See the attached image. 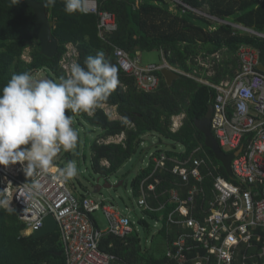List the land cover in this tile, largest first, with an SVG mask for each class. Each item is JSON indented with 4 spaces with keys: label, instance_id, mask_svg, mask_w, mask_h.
Wrapping results in <instances>:
<instances>
[{
    "label": "trees",
    "instance_id": "trees-1",
    "mask_svg": "<svg viewBox=\"0 0 264 264\" xmlns=\"http://www.w3.org/2000/svg\"><path fill=\"white\" fill-rule=\"evenodd\" d=\"M20 1L0 0V89L13 74L23 72L33 76L44 70L53 81L66 78L60 62L70 44L77 47L81 66L88 56L104 51L106 59L118 68V85L101 105L116 107L120 118L112 120L101 107L94 109L92 115L82 111L73 113L79 124L86 122L91 127L88 133L100 131L90 146L95 174L109 177L118 173L140 153L146 138L154 137L159 144L164 141L172 144L175 151L168 153L171 157L188 158L196 149L202 148L197 156L211 163L216 168V175L234 180L231 170L234 152L220 147L210 121L206 119L209 106L214 102L215 90L182 74L168 85L159 73L161 82L156 91H140L135 79L120 69L111 45L124 49L132 57L158 51L175 69L187 74L197 70L201 77L220 83L234 77L238 69L237 52L242 45L261 50L264 63V40L234 27L243 26L264 33V0H96L100 11L113 13L117 19L118 29L107 34L106 41L99 36L96 14H68L63 0H56L55 6L47 7L50 19L55 22L52 34L59 46L54 58L42 54L36 37L27 38L35 28L36 15L29 5ZM35 1L45 3V0ZM200 11L226 22L219 23L198 15ZM28 49L30 60L26 61L24 55ZM217 54L220 60L214 61L215 75L208 77V70L195 60ZM180 114H185L183 126L173 132L172 118ZM122 135L125 139L121 143L105 142ZM180 146L185 150L184 154L177 151ZM156 155L159 156L160 152ZM103 162L109 163V167ZM153 168L151 165L133 180L131 201L137 198L141 182ZM20 178L25 182L32 179L25 173ZM158 187L162 192L169 183L164 182ZM85 194L90 193L86 191ZM148 214L150 218L158 217L151 212ZM140 224L151 233L148 222L140 221ZM26 229L18 209L9 212L0 207V264H66L59 230L32 239L23 234ZM157 234L165 236L166 245L175 238V231L168 233L167 227L158 228ZM101 249L128 264H175L169 262L166 255L152 256L142 247L139 233L125 239L105 235Z\"/></svg>",
    "mask_w": 264,
    "mask_h": 264
},
{
    "label": "built area",
    "instance_id": "built-area-1",
    "mask_svg": "<svg viewBox=\"0 0 264 264\" xmlns=\"http://www.w3.org/2000/svg\"><path fill=\"white\" fill-rule=\"evenodd\" d=\"M88 7L90 11L87 14L98 16L102 39L118 29L116 16L100 11L96 0H88ZM234 27L264 40V33L243 26ZM111 46L120 69L135 79L140 91H156L161 82L159 73L163 69H171L215 90L211 130L223 150L234 154L239 152L231 165L234 180L216 175V168L204 157L197 156L202 148L196 149L188 158L171 157L168 153L175 150L161 149L159 156L150 154L149 162L154 163L148 162L142 169L145 171L154 166L152 173L141 182L138 196L134 199L133 203L141 212L137 215L135 207L128 204L121 207L92 194L78 198L69 186L70 180L57 179L61 170L59 166L52 165L43 173L37 170L31 181L25 182L20 178L24 173L21 164L17 163L15 167L0 165V191H4L0 198H6L13 210H19L20 220L27 226L24 235L31 236L42 229L45 218L52 214L58 222L66 264H128L117 255L101 249L103 237L112 235L125 239L133 233H140V228H143L140 221L152 219L156 228L167 227L168 233L175 231V238L167 245L169 262L264 264L262 51L242 45L237 52L238 69L234 77L213 83L201 77L197 70L191 74L181 72L165 59L161 65H143L139 56L132 57L124 49ZM78 57L77 47L68 45L60 62L66 78L71 76V65L78 63ZM215 60L219 61L220 55L200 56L195 61L208 70V77H213ZM100 107L110 117L109 109L115 108L108 105ZM184 119L185 114L172 118L173 132L183 126ZM114 141L115 138H110L105 142ZM179 153L184 154L185 150ZM33 179H39L43 185L38 194L30 193L24 187ZM164 182L169 183V187L161 192L158 186ZM97 212L104 214L108 228L102 230L99 227L94 217ZM150 212L158 217L150 218ZM166 212L168 214L164 216Z\"/></svg>",
    "mask_w": 264,
    "mask_h": 264
},
{
    "label": "clouds",
    "instance_id": "clouds-1",
    "mask_svg": "<svg viewBox=\"0 0 264 264\" xmlns=\"http://www.w3.org/2000/svg\"><path fill=\"white\" fill-rule=\"evenodd\" d=\"M63 2L68 14L90 11L88 0ZM55 4L56 0H45L44 7ZM70 71L71 76L62 77L59 83L35 80L28 72L13 74L0 89V165L19 163L27 177L37 170L48 171L61 149L69 151L77 144L78 132L68 114L82 111L92 115L119 82L118 68L106 59L104 51L88 56L84 66L72 64ZM77 174L76 163L69 161L57 179L67 181ZM24 187L38 194L43 185L33 179ZM3 193L0 191V197ZM0 207L13 211L6 198H0Z\"/></svg>",
    "mask_w": 264,
    "mask_h": 264
},
{
    "label": "rangeland",
    "instance_id": "rangeland-1",
    "mask_svg": "<svg viewBox=\"0 0 264 264\" xmlns=\"http://www.w3.org/2000/svg\"><path fill=\"white\" fill-rule=\"evenodd\" d=\"M200 12H198L197 14L203 17H209L210 19H213L214 21H217L219 23H224V21H220L214 17L208 16V13L205 11ZM139 56L143 65L163 64V57L158 51L144 52ZM24 59L26 61L30 60L29 49L26 51ZM47 76L48 72L43 70L33 75L32 77L35 80H40ZM55 82L59 83L60 81L55 80ZM109 110L111 113L110 118L112 120H116L118 118L116 108H110ZM68 115L72 116V126L78 132V141L76 146L72 150L65 151L61 149V151H59L54 158L52 165H57L62 169L69 161H74L76 163L78 174L74 178L70 179L69 186L78 198H82L84 195H87L85 193L86 191H88L98 199L107 198L117 203L121 207H124L125 204H128L131 207L134 206L136 214L140 215L141 212L138 206L136 205V203H133L134 199L133 201L130 200L132 197L131 184L136 176L142 171L145 164L150 161V154L152 156L161 149H164V146L170 147V145L172 144H168L170 142H167L166 144V141H164V145H160L156 138L148 137L146 139L147 146L141 147L142 150L140 151V153L137 154V156H135L129 163H127L118 173L113 174L109 177H103L93 172L90 148L91 143L95 139H97L100 131L94 130L95 132L88 133V131L91 130V127L86 122H81L79 124L76 115H74L73 113ZM124 139L125 136L115 138L114 143H121ZM16 165L17 164H15L14 166ZM103 165L109 167L106 162H103ZM120 182H122L121 187L116 188L115 186L120 185ZM107 184H111L115 188L108 189L106 188ZM98 185L103 189L100 193L94 194V187H97ZM94 217L102 230L108 228V221L102 212H97ZM148 222L151 225V233H147L143 228H140L139 234L142 240V247L144 249H147L152 256L162 257L166 255L168 251L165 236L163 234H157L158 228L155 227V222L152 219H149Z\"/></svg>",
    "mask_w": 264,
    "mask_h": 264
},
{
    "label": "water",
    "instance_id": "water-1",
    "mask_svg": "<svg viewBox=\"0 0 264 264\" xmlns=\"http://www.w3.org/2000/svg\"><path fill=\"white\" fill-rule=\"evenodd\" d=\"M21 3L29 5L35 15H36V25L33 31L27 35V38L36 37L40 44H41V52L43 55H45L48 58H54L58 54L59 46L57 39L53 36L52 30L55 27V22L50 19L49 13L47 11V7H44L45 3H39L35 0H21ZM226 22V21H224ZM261 70H264V67H260ZM162 76L165 79L166 83L168 85H172L175 79L179 78V74L172 71L171 69H163L162 70ZM42 79H50V77H45ZM51 80V79H50ZM213 113V106L210 105L206 119L211 120ZM239 152H236L234 154L235 156H238ZM122 182H120V185L115 186L116 188L121 187ZM111 184H107L106 188L112 189L115 188ZM94 194H98L102 191V187L99 185L94 187ZM44 227L38 231H35L32 235V239H39L46 235H49L51 233H54L58 230V222L54 215L50 214L48 215L45 220Z\"/></svg>",
    "mask_w": 264,
    "mask_h": 264
},
{
    "label": "crops",
    "instance_id": "crops-1",
    "mask_svg": "<svg viewBox=\"0 0 264 264\" xmlns=\"http://www.w3.org/2000/svg\"><path fill=\"white\" fill-rule=\"evenodd\" d=\"M120 117H119V115H118V118L117 119H119ZM115 119V118H114ZM171 129H172V127H171ZM177 132V131H176ZM154 138V137H153ZM147 139V138H146ZM166 144H167V142H166ZM168 144H171V143H168ZM160 145H164V144H160ZM144 146H147V144H146V141H145V143H144ZM164 148L165 149H173L172 148V145H170V147H167V146H164ZM173 150H175V149H173ZM180 150H183V148L180 146V149L179 150H177V151H180ZM57 166V165H56ZM24 234V233H23ZM26 236V235H25ZM61 239V238H60ZM62 242V241H61Z\"/></svg>",
    "mask_w": 264,
    "mask_h": 264
},
{
    "label": "bare ground",
    "instance_id": "bare-ground-1",
    "mask_svg": "<svg viewBox=\"0 0 264 264\" xmlns=\"http://www.w3.org/2000/svg\"><path fill=\"white\" fill-rule=\"evenodd\" d=\"M15 167V166H14Z\"/></svg>",
    "mask_w": 264,
    "mask_h": 264
}]
</instances>
